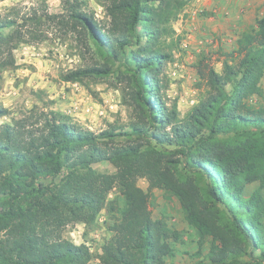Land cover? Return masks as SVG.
Masks as SVG:
<instances>
[{
    "label": "trees",
    "instance_id": "16d2710c",
    "mask_svg": "<svg viewBox=\"0 0 264 264\" xmlns=\"http://www.w3.org/2000/svg\"><path fill=\"white\" fill-rule=\"evenodd\" d=\"M97 1L106 26L84 0H63L62 15L33 10L20 16L15 8L0 14V79L14 68L18 46L42 40L41 27L54 23L102 58L123 64L135 114L126 129L113 126L98 134L52 111L0 125V264H88L89 248L64 239L62 231L71 223L94 222L114 188L123 204L113 209L117 217L102 264H166L174 256L181 237L165 219L152 217L153 190L178 200L199 248L210 239V264H239L241 258L264 264V107L248 101L261 95L264 17L225 55L235 63H224L222 73L206 71L199 59L197 74L208 90L181 118L163 95L161 78L171 60L163 40L191 0ZM111 70L93 65L62 79H101ZM9 115L0 106V118ZM121 138L126 144H113ZM101 162L115 173L95 171ZM140 178L148 182L146 191L137 184Z\"/></svg>",
    "mask_w": 264,
    "mask_h": 264
},
{
    "label": "rangeland",
    "instance_id": "374dc122",
    "mask_svg": "<svg viewBox=\"0 0 264 264\" xmlns=\"http://www.w3.org/2000/svg\"><path fill=\"white\" fill-rule=\"evenodd\" d=\"M85 9L93 13L99 23L107 25L101 2L84 0ZM15 8L19 15L33 10L39 14L62 15L63 0H0V14ZM264 17V0H191L169 24L171 33L163 40V51L171 55L162 81L165 85L164 99L175 104L180 117H184L208 90L207 84L197 74L199 59L206 71L210 68L222 73L224 63L235 60L225 55L235 51L238 39L256 28V21ZM42 40L21 44L14 51L15 66L1 74L0 106L10 115L0 118V125L20 120L28 115L60 113L69 122L84 131L95 134L110 127L126 129L135 121V114L128 105V81L123 64L114 59H104L92 46L73 33L52 23L42 26ZM186 45V46H183ZM107 64L111 73L101 79L85 78L78 82H65L67 72L93 65ZM176 75H173V74ZM261 95L252 96L249 103L264 107V79ZM124 145V138L113 141ZM161 149L160 146H157ZM156 147V148H157ZM93 169L101 174H113L115 168L108 162L95 164ZM180 172H183L180 168ZM52 178L43 180L51 183ZM53 182H58V179ZM138 186L147 190L148 182L138 179ZM254 185L248 187V192ZM264 195V191H263ZM122 196L114 188L106 199L103 210L90 224L71 223L62 231L64 239L89 248L91 260L88 264H102V247L111 237L109 227L117 217L115 209H121ZM149 209L154 219L163 218L180 234L173 244L174 256L165 259L166 264H210L207 254L210 239L199 248L198 233L185 221L178 200L162 190H153ZM239 264H250L241 258Z\"/></svg>",
    "mask_w": 264,
    "mask_h": 264
},
{
    "label": "built area",
    "instance_id": "2783aa9c",
    "mask_svg": "<svg viewBox=\"0 0 264 264\" xmlns=\"http://www.w3.org/2000/svg\"><path fill=\"white\" fill-rule=\"evenodd\" d=\"M183 46H186V45H183ZM173 75H176L175 73Z\"/></svg>",
    "mask_w": 264,
    "mask_h": 264
}]
</instances>
